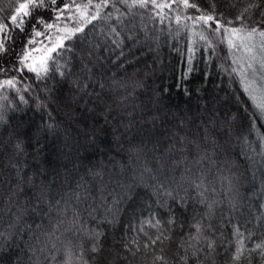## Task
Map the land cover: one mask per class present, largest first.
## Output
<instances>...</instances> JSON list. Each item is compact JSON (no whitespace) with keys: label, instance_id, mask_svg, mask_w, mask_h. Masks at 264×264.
<instances>
[{"label":"trees","instance_id":"trees-1","mask_svg":"<svg viewBox=\"0 0 264 264\" xmlns=\"http://www.w3.org/2000/svg\"><path fill=\"white\" fill-rule=\"evenodd\" d=\"M20 2L0 0L12 37L0 54V264H264V119L226 39L264 31V0H46L23 32L10 23ZM84 5L97 18L46 73L19 63L33 25L38 58L57 28L83 23ZM99 80L123 91L103 96L88 84ZM82 87L76 104L110 109L105 122L67 109L62 91Z\"/></svg>","mask_w":264,"mask_h":264},{"label":"rangeland","instance_id":"rangeland-1","mask_svg":"<svg viewBox=\"0 0 264 264\" xmlns=\"http://www.w3.org/2000/svg\"><path fill=\"white\" fill-rule=\"evenodd\" d=\"M191 32H196V29L191 28ZM227 41L229 43V45L232 47V49L238 54L239 56V62L241 65V71H240V80L242 82V85L244 87V89L246 90V92L248 93V95L251 97V99L253 100L254 104H256V107L261 104L264 103V38H261L259 35H253L250 39L248 38L247 34L246 35H240V34H228L227 36ZM137 48V47H135ZM134 48V49H135ZM154 56H156L154 53L152 54L151 58H150V62L152 63V65H160V61H158V58H154ZM36 63L39 65V57L36 59ZM148 68H150L148 66ZM107 72L109 71V68L106 67L105 69ZM120 71V69L118 70ZM238 71V70H237ZM113 74V73H111ZM238 75H239V71H238ZM148 78V76L146 77V79ZM145 79V80H146ZM89 85L93 86L94 88H97L98 91L100 90L103 94V96H109V97H114V95H116V93L122 92L123 91V86L119 87L117 86L115 87H105L103 86L102 83H100V80L96 83H92L89 82ZM116 86V85H114ZM80 88V87H79ZM142 91V89H141ZM88 92L86 89H84V87L81 88V90H79L78 92L72 91V90H67L66 93L62 91V99H64V102L67 105V109L68 108H82V112L86 113V123L87 124H91L92 122H90V120H102V121H106V114L110 113V109H105L103 113H101L102 110L100 109H104V106L102 107L101 105L98 106H91V104H89L87 101L84 100V104H82V107L78 106V104H76L78 95L80 94V97L82 94ZM77 94V95H74ZM99 96L100 94L97 93L96 96ZM113 95V96H112ZM227 96V94H225ZM85 96V95H83ZM131 96V95H129ZM154 94L152 95V98H154ZM222 96V95H221ZM226 96H222V99H225ZM61 100V99H60ZM81 101H83V98H81ZM120 101V106L122 108V104L124 105V102ZM90 102L92 104H95V102H93L92 100H90ZM126 102V101H125ZM126 105L128 106V104L126 103ZM203 104H200V107L202 108ZM207 105V104H205ZM199 106V104H198ZM209 106V105H208ZM126 109V107H124ZM151 110H157L158 111V107L157 105L152 107H149ZM258 108V107H257ZM100 110V111H98ZM258 111L260 112L261 116L264 119V111H262L260 108L258 109ZM75 116V115H73ZM75 118V117H74ZM128 118V117H127ZM153 119V118H152ZM151 119V120H152ZM149 121V120H148ZM228 123V122H227ZM32 124V123H31ZM86 125V124H85ZM115 124L111 125V127H114ZM43 127V125H42ZM46 130V129H45ZM39 131H41L36 138H38V141L41 139V137L43 136L42 133V129H39ZM98 135V134H97ZM96 135V136H97ZM114 136V134H113ZM100 139V136L98 135V138L96 139L97 141ZM95 142V140H94ZM93 143V142H92ZM84 148L83 150L86 151H90L89 148H92L93 145L90 143L85 142L84 144ZM88 146V147H87ZM112 151L118 150V146L113 145L110 147ZM97 149V152H99V150H102L100 147L99 149ZM103 151V150H102ZM79 152V151H78ZM76 152L75 154H80ZM108 159L112 160V158L110 156H107ZM61 161V160H60ZM59 161V162H60ZM113 161V160H112ZM156 161V159H155ZM102 165H99V167H101ZM106 165H104L105 167ZM129 165H127L128 167ZM96 173V172H95ZM109 177L104 178V186L107 187H111V186H115V185H120V180H117V184L114 181H111L108 179ZM130 179H133L132 176H130ZM127 179L125 178V181Z\"/></svg>","mask_w":264,"mask_h":264},{"label":"snow or ice","instance_id":"snow-or-ice-1","mask_svg":"<svg viewBox=\"0 0 264 264\" xmlns=\"http://www.w3.org/2000/svg\"><path fill=\"white\" fill-rule=\"evenodd\" d=\"M52 5L57 4V0H50ZM123 2V0H122ZM139 6L144 7L147 0H138ZM152 3L156 7H168L169 5H158L155 4V0H152ZM184 6L187 7H196L194 4H190L189 0H183ZM134 6V5H133ZM48 3H46V0H23V2H20L17 7H15L14 14L10 17V23L14 26V28H18L21 32L24 31V24H25V17H29L33 12H35L37 9H47ZM77 10H80L81 5H76ZM83 8L85 11L80 13V20L83 21L80 26L75 28H67L64 29L57 28V31L66 33L65 35L59 36L56 38V41L52 44L51 47H46L43 50V55L39 57V68L36 66V59L33 57L32 53L37 51V49L30 48L29 45H33L36 43V40L34 37H39L42 35L41 32L36 31V25H33V37L28 39L27 44L25 45V48L22 52V54L19 56V63L24 67L27 68L29 71L35 72L37 74V77L39 78L42 73H46L48 70V61L51 60L52 54L57 53L58 49H62L65 47V41L71 40L77 33L84 31V26L87 24H90L93 20L97 18V15H91L87 16V8L88 5H84ZM96 8L99 10L101 8L100 4L96 5ZM69 9V4L65 3L63 8H57V15L56 19L59 20L61 17V14ZM246 11V10H245ZM243 13H241L240 16H237V19H241ZM70 19H76L75 17H70ZM198 20H203L205 23L208 21L213 20V17L211 15L208 16H201L197 18ZM36 24H44L46 29H51L54 27L53 24H45L43 17H37L36 18ZM221 26L217 24V29H219ZM227 31V30H226ZM242 29H231L232 33L238 34ZM0 54H4L8 51V47L6 46V42L11 40L12 37L10 35V28L8 25L4 23H0ZM259 35L261 38H264V31H260L257 33L256 28H252L250 32L247 33L248 38L250 39L253 35ZM32 59L33 63L29 64L26 63L28 60ZM0 71H3V69H0ZM3 85H7L10 87H14L15 83L14 80H5L3 82ZM2 86V85H0ZM258 107L264 111V103H261L258 105ZM238 258V257H236Z\"/></svg>","mask_w":264,"mask_h":264}]
</instances>
